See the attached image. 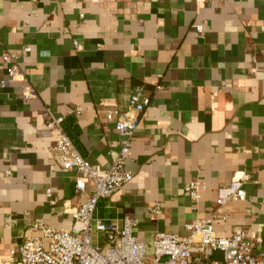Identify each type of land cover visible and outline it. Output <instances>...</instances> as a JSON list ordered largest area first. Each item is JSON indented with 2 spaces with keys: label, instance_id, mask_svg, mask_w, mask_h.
Wrapping results in <instances>:
<instances>
[{
  "label": "crops",
  "instance_id": "crops-1",
  "mask_svg": "<svg viewBox=\"0 0 264 264\" xmlns=\"http://www.w3.org/2000/svg\"><path fill=\"white\" fill-rule=\"evenodd\" d=\"M8 51L22 74L10 79L0 58V256L34 222L72 229L92 188L77 192L76 172L55 159L43 111L63 115L82 154L108 169L121 135L107 113L126 111L137 87L151 102L124 161L133 178L96 216L133 217L152 252L159 231L189 236L186 224L218 207V187L246 171L247 199L228 201L215 229L241 225L264 249V0H0ZM192 180L205 185L197 201Z\"/></svg>",
  "mask_w": 264,
  "mask_h": 264
},
{
  "label": "built area",
  "instance_id": "built-area-1",
  "mask_svg": "<svg viewBox=\"0 0 264 264\" xmlns=\"http://www.w3.org/2000/svg\"><path fill=\"white\" fill-rule=\"evenodd\" d=\"M203 28L197 26L199 31ZM75 44L81 48L77 40ZM30 50V46L24 48V52ZM0 58L10 79L22 74L17 53L8 51ZM24 94L28 96L31 92L25 89ZM150 102L145 90L137 87L131 93L126 111L113 109L107 113V119L114 121L121 135L120 151L108 169L92 163L82 154L65 129L63 115L48 108L43 111L45 127L39 133L50 137L57 135L51 145L55 159L63 170L76 172L77 192L92 188L87 198L71 211L72 229L55 228L44 221L34 222L24 240L11 248L7 256H0V264H264V249L255 251V242L243 226L236 225L227 236L219 235L215 229L217 222L229 219V214L223 210L228 201L247 199L246 183L250 175L246 171H239L228 184L218 187V207L211 216L187 223L189 236L159 231L152 242V252L135 235L137 220L133 217L125 215L117 221L96 216L99 201L112 196L133 178L125 169L124 161L131 155L142 114ZM204 186L192 180L186 185V193L197 201ZM157 208L152 207V210ZM216 251L223 253V259L209 261Z\"/></svg>",
  "mask_w": 264,
  "mask_h": 264
},
{
  "label": "trees",
  "instance_id": "trees-1",
  "mask_svg": "<svg viewBox=\"0 0 264 264\" xmlns=\"http://www.w3.org/2000/svg\"><path fill=\"white\" fill-rule=\"evenodd\" d=\"M67 130V129H66ZM68 132V131H67ZM69 133V132H68Z\"/></svg>",
  "mask_w": 264,
  "mask_h": 264
},
{
  "label": "rangeland",
  "instance_id": "rangeland-1",
  "mask_svg": "<svg viewBox=\"0 0 264 264\" xmlns=\"http://www.w3.org/2000/svg\"><path fill=\"white\" fill-rule=\"evenodd\" d=\"M95 237H96V235H95Z\"/></svg>",
  "mask_w": 264,
  "mask_h": 264
}]
</instances>
